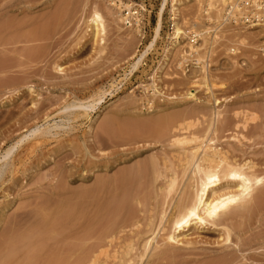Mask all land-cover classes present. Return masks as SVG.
I'll return each instance as SVG.
<instances>
[{
    "label": "rangeland",
    "instance_id": "374dc122",
    "mask_svg": "<svg viewBox=\"0 0 264 264\" xmlns=\"http://www.w3.org/2000/svg\"><path fill=\"white\" fill-rule=\"evenodd\" d=\"M163 2L0 0V264H139L154 232L142 264H264V187L215 226L193 223L190 245L163 241L172 211L194 196L193 166L184 176L194 141L264 176V28L224 27L208 83L196 63L210 46L185 60L189 40L157 73L169 8L136 63ZM132 3L148 10L146 42L119 29L116 5ZM96 11L101 45L88 27ZM180 11L189 35L207 30L197 0Z\"/></svg>",
    "mask_w": 264,
    "mask_h": 264
},
{
    "label": "bare ground",
    "instance_id": "6f19581e",
    "mask_svg": "<svg viewBox=\"0 0 264 264\" xmlns=\"http://www.w3.org/2000/svg\"><path fill=\"white\" fill-rule=\"evenodd\" d=\"M228 0H226L227 2ZM199 5V13L197 19L203 18L206 21L207 30L199 32L202 37V43L190 45L185 52L184 59L188 60L195 52L200 53L201 46L209 44L208 56H203L202 61L198 59V68L204 71L203 79L205 83L210 81L207 71L209 70V57L211 49L218 42L220 34L224 33L226 27L222 10H217L214 14L205 19L202 16L203 0H197ZM184 0H164L162 11L160 13L159 22L155 28V38L150 45L145 47V50L138 55L137 65L141 64L148 51L152 49L163 31V12L169 8L172 13L173 32L170 34V42L164 49L163 59L159 62L157 73L162 70L170 61V57L183 45H186L189 39V31L184 30V22L181 21V6ZM139 5L137 3L127 4V7ZM117 6V19L120 24V30H129L134 32L126 22L120 5ZM143 6V5H141ZM96 45H101L105 40L107 33L105 17L98 11L94 12L92 19L88 25ZM238 32L237 34H239ZM242 33V32H241ZM209 35L208 38H203L204 35ZM235 52V49H232ZM190 59V58H189ZM202 63V64H201ZM59 70L63 71V67L59 66ZM197 82V81H196ZM211 90V89H210ZM212 95L214 96L213 92ZM188 98H194L195 94L191 92L187 94ZM215 102H219L216 100ZM195 146L192 148L191 157L185 165L184 176L193 166V198L189 203L182 204L178 209H174L167 221L171 225V232L163 237L164 242L171 244L190 245L192 238L189 232L192 231L191 225H216V221L230 211L240 208L246 209L259 188L264 187V176H259L254 172L248 171L246 164L241 165L236 162H230L226 155L210 140L194 141ZM34 143H29V147L34 146ZM198 159V160H197ZM197 160V161H196ZM178 177H174L170 181L171 192L176 188ZM166 218V213L163 215L162 222ZM187 229V231H186ZM166 231V228L164 229ZM157 233L154 232L152 237L148 238L143 245V254L140 257L142 264L146 255L151 249L157 248L156 245ZM222 243L228 247L231 245V231L226 228L222 237Z\"/></svg>",
    "mask_w": 264,
    "mask_h": 264
},
{
    "label": "built area",
    "instance_id": "2783aa9c",
    "mask_svg": "<svg viewBox=\"0 0 264 264\" xmlns=\"http://www.w3.org/2000/svg\"><path fill=\"white\" fill-rule=\"evenodd\" d=\"M217 10H222L226 26L248 30L264 28V0H228L227 2L226 0H203L202 16L205 19ZM123 15L127 24L137 32L140 40L148 41L151 23L148 10L141 5L126 6L123 9ZM198 34L199 32L193 31L189 35L188 40L191 45L201 42ZM193 53L190 59L196 54Z\"/></svg>",
    "mask_w": 264,
    "mask_h": 264
}]
</instances>
